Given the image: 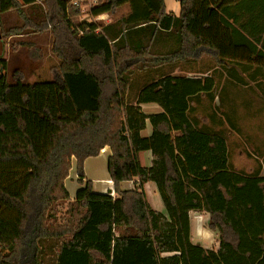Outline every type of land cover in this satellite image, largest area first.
<instances>
[{"label": "trees", "instance_id": "obj_1", "mask_svg": "<svg viewBox=\"0 0 264 264\" xmlns=\"http://www.w3.org/2000/svg\"><path fill=\"white\" fill-rule=\"evenodd\" d=\"M36 1L0 0V38L49 32L59 60L50 79L29 83L16 71L9 83L0 55V264H264V175L235 170L225 133L200 126L189 105L216 87L214 77L162 71L203 52L223 70L226 61L256 60L264 27L230 20L264 0H176L177 15L165 0H97L94 17L128 6L107 24L72 21L80 9L69 0H40L47 11L26 14ZM9 11L19 24L4 26ZM18 45L38 58L33 43ZM137 71L144 77L132 78ZM148 102L162 112L145 114ZM228 113L222 103L218 114ZM147 119L152 133L142 137ZM105 146L116 197L85 178L84 161ZM141 150L151 152L149 167ZM73 158L80 187L70 199L64 182ZM147 182L165 213L150 205ZM190 212L209 215L216 249L191 242Z\"/></svg>", "mask_w": 264, "mask_h": 264}, {"label": "crops", "instance_id": "obj_2", "mask_svg": "<svg viewBox=\"0 0 264 264\" xmlns=\"http://www.w3.org/2000/svg\"><path fill=\"white\" fill-rule=\"evenodd\" d=\"M165 5L167 12L172 11L175 15L179 13L180 8L178 1L174 0L171 9L167 8L166 0ZM11 12L12 11H9L3 14L4 26L6 24L5 21L8 19L7 16L10 15ZM230 22H232L236 27H256L258 32L262 27H264V4L257 5L256 8L251 7L249 9H246L245 11H243L241 16L237 18V20H234L233 22V20L231 19ZM27 37L28 36L24 37V35L9 36L6 39L7 42L5 43V45L3 44L4 41L0 39V55L4 56L7 61L5 77L7 82L9 83H13L15 81L14 72L16 71L23 73L25 82L33 83L37 80H42L38 78L39 72H37L34 68L30 72L25 71V68L21 67L15 59L18 51L22 50V47H24L19 46L18 43L27 42ZM251 41L254 42L253 40ZM32 42L38 50L39 43H36L35 41ZM256 44L258 49L256 60L252 59L249 60V62L243 61L240 64L226 61L227 66L225 65V70H223L219 66V64L212 61L205 67V73H202V59L199 57L193 61H178L170 63L168 65H164L162 67V71L169 72L172 75H186L190 78L198 77L201 75H212L214 77L216 87H213L211 90L199 91L193 94L189 101V105L193 107L194 117L198 120L199 125H205L210 130L214 129L215 131H217L219 128L218 108L222 103L229 111L227 117L228 124H230L231 121L232 124L238 125L237 122L240 114L239 109L242 108L241 115L243 116V118H245L243 120V123L244 125H246L244 129V140L249 141L247 142V144H249V147H257L259 153L264 155V32L263 35L258 38ZM12 45L14 46L12 47ZM38 57H41L40 54ZM30 59L31 62H35L37 60V58L34 59L31 57ZM10 63H12L11 66ZM58 63L59 60L55 58V64L51 66L56 67ZM218 69H220V72L218 71ZM149 73L150 71L147 72V74ZM218 75H221V77H223V80L228 84L229 82H231L233 83L230 84L232 86L241 85L242 87H217ZM28 76L32 78L37 76V79L30 80ZM135 93L136 90L133 89V95H135ZM140 106L142 111L147 115L158 114L162 112V108L155 102L142 103ZM234 129H237V127ZM151 133L152 125L147 119L145 128L140 131V135L142 137H148L151 135ZM109 155L110 148L108 146H105L101 149L100 153L97 156L88 157L84 161L85 178L92 181L93 190L96 192L107 193L111 189L113 190L112 181L109 178L106 167L107 158ZM138 157L141 166L149 167L151 165L152 156L149 150H141L138 153ZM73 170L74 173L71 176ZM262 171L263 170L260 169V175H263ZM135 180L136 179L122 182L120 184L121 189H132ZM64 183L69 193L70 199H73L77 189L80 187V184L77 182L74 158L72 159V166ZM144 190L152 208L165 213L164 205L157 192L155 184L153 182L145 183ZM114 196L116 197L115 192ZM194 213L196 212L189 213L191 242L194 244H199L204 248L216 249L218 243H215V246L212 248L205 247L201 244L200 240L202 238L195 233V231L199 232L200 230L196 229L195 222L197 218H194ZM201 222L203 221H199V227L203 233L204 229Z\"/></svg>", "mask_w": 264, "mask_h": 264}, {"label": "rangeland", "instance_id": "obj_3", "mask_svg": "<svg viewBox=\"0 0 264 264\" xmlns=\"http://www.w3.org/2000/svg\"><path fill=\"white\" fill-rule=\"evenodd\" d=\"M72 1L74 0H69V4L71 6H76L79 7L80 9V14L77 17H74L72 21L74 22H81L83 20L88 21V22H96L98 24H107L116 21V19L124 15L128 12V6H122L120 7L115 13H103L98 16H92L90 14V7L93 6L96 1L95 0H76L78 1L77 5H73ZM174 0H166L167 8L171 9L172 3ZM25 13H36L37 16L40 15V17L47 11V7L45 3H43L40 0L36 1L35 6L33 7H25ZM8 19L5 21L6 24L5 26H13L14 24H19L21 19L16 16V13L12 11L10 15L7 16ZM27 42L33 43L32 41H35L36 43H39L38 45V55L40 54L41 57H38L35 62H31V59L29 57V51L26 47H22V50L18 51L16 54V60L17 63L25 68V71H31L33 68L39 72L38 78L40 79H45V78H51L52 73L50 71L51 67L55 64V56L51 52V34L49 32H43V33H29L27 35ZM3 40V44L7 42L6 39L0 38ZM13 39H22V38H13ZM24 39V38H23ZM55 57V58H54ZM202 60V67L201 69H205V67L211 63L212 61L215 63V59L212 55L208 54L207 52H203L199 56ZM198 57V58H199ZM12 63H10V66ZM52 65V66H51ZM215 65V64H213ZM55 67V66H54ZM220 72V69H218ZM33 72V71H32ZM144 72H135L132 78L134 79H141L144 77L145 74ZM185 74V73H184ZM29 77V76H28ZM218 87H242L241 85H228L225 83L223 80V77H218ZM30 80H36L37 76L32 78L29 77ZM132 79V81H134ZM239 117H238V125L237 129H234L232 124H228L227 119L221 115L218 114V123H219V129H221L225 135H226V140H227V146H228V153H229V159L231 166L238 171H241L243 173H251L260 168L262 171V174L264 175V155L260 154L257 147H249V144H247V140H244V129L246 125H244L242 114V108L239 109ZM220 121H223L220 124ZM235 126V125H234ZM257 142V141H255ZM261 151V150H260ZM103 165V164H102ZM76 172V171H75ZM73 172L71 173V176L73 175ZM65 202L60 203L58 207V215L59 221H61V217L63 216L64 210H65ZM194 218L196 219L195 226L196 229H199L195 233L199 235L202 239L201 244L205 247H214L215 243H218V238H219V232L216 229H212L209 226V215L206 212H196L194 213ZM199 221H203L202 226L204 229V232L202 233L200 227H199ZM199 237V238H200ZM198 238V239H199Z\"/></svg>", "mask_w": 264, "mask_h": 264}, {"label": "built area", "instance_id": "obj_4", "mask_svg": "<svg viewBox=\"0 0 264 264\" xmlns=\"http://www.w3.org/2000/svg\"><path fill=\"white\" fill-rule=\"evenodd\" d=\"M96 1V3L94 4V5H96L97 4V0H95ZM77 3H78V1H76V0H74V1H72V4L73 5H77ZM91 8V7H90ZM89 8V9H90ZM109 194L112 196V197H115L114 196V191L111 189L110 191H109Z\"/></svg>", "mask_w": 264, "mask_h": 264}]
</instances>
